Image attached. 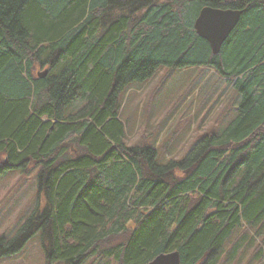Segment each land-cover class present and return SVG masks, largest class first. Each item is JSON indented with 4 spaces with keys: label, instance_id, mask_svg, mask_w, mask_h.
I'll list each match as a JSON object with an SVG mask.
<instances>
[{
    "label": "trees",
    "instance_id": "16d2710c",
    "mask_svg": "<svg viewBox=\"0 0 264 264\" xmlns=\"http://www.w3.org/2000/svg\"><path fill=\"white\" fill-rule=\"evenodd\" d=\"M224 1L0 0V177L37 173L0 258L38 236L47 264H213L236 229L262 224L264 0ZM206 6L242 12L216 55L194 28ZM203 67L234 92L226 124L181 161L128 146L127 88Z\"/></svg>",
    "mask_w": 264,
    "mask_h": 264
},
{
    "label": "rangeland",
    "instance_id": "374dc122",
    "mask_svg": "<svg viewBox=\"0 0 264 264\" xmlns=\"http://www.w3.org/2000/svg\"><path fill=\"white\" fill-rule=\"evenodd\" d=\"M234 104L231 86L210 68H161L150 80L131 84L122 95L120 117L126 125L125 143L153 145L164 164L181 161L196 140L226 124L233 116ZM35 174L33 169L29 174L14 171L0 177V236L11 237L32 212ZM263 263L264 221L256 228L236 229L213 264ZM0 264H47L39 237L19 254L0 258ZM84 264L118 263L90 257Z\"/></svg>",
    "mask_w": 264,
    "mask_h": 264
},
{
    "label": "water",
    "instance_id": "95a60500",
    "mask_svg": "<svg viewBox=\"0 0 264 264\" xmlns=\"http://www.w3.org/2000/svg\"><path fill=\"white\" fill-rule=\"evenodd\" d=\"M242 12L230 9L203 7L194 21L196 33L206 40L214 55L218 54L225 40L236 27ZM147 264H181L178 252L160 254Z\"/></svg>",
    "mask_w": 264,
    "mask_h": 264
}]
</instances>
